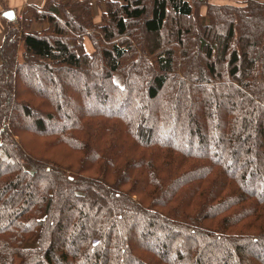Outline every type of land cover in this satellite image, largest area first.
Wrapping results in <instances>:
<instances>
[{"label":"trees","instance_id":"trees-1","mask_svg":"<svg viewBox=\"0 0 264 264\" xmlns=\"http://www.w3.org/2000/svg\"><path fill=\"white\" fill-rule=\"evenodd\" d=\"M0 264H264V1L104 0L95 22L44 0L10 22Z\"/></svg>","mask_w":264,"mask_h":264},{"label":"crops","instance_id":"crops-1","mask_svg":"<svg viewBox=\"0 0 264 264\" xmlns=\"http://www.w3.org/2000/svg\"><path fill=\"white\" fill-rule=\"evenodd\" d=\"M72 1H78V0H72ZM91 8L92 10L94 8H97L99 11L100 18H101V9L104 3V0H90ZM44 4V0H0V45L2 44V41L4 39V36L8 30L9 23L12 22V20H8L5 17L2 16L3 12L6 10H13L15 12V17L19 20L22 19L24 11H26L27 7L30 5L36 6V7H42ZM93 15V13H92ZM93 20L97 22L94 19ZM33 28L36 30H40L39 27L45 28L47 27V22H40V23H34Z\"/></svg>","mask_w":264,"mask_h":264},{"label":"rangeland","instance_id":"rangeland-1","mask_svg":"<svg viewBox=\"0 0 264 264\" xmlns=\"http://www.w3.org/2000/svg\"><path fill=\"white\" fill-rule=\"evenodd\" d=\"M208 1H210L211 3H215V4L238 5V4L242 3L244 0H208ZM205 11H206V6L201 5L199 8V12L203 15V14H205ZM92 13H93L94 19L97 22H99L100 21V15H98L99 14L98 9L94 8L92 10ZM36 23L38 24L40 22H36ZM39 29L41 30L43 28L39 27ZM88 48H89L88 50L91 51V46L89 44H88ZM113 77L117 83H119V84L122 83V76L119 73H115ZM70 104H72V103H70ZM110 110H114L115 112H118L120 114H125L123 109H121L119 106L118 107H112V108H110ZM22 142H23V145L25 146L26 150L29 153H31L32 155H34L36 157H41V156L45 155L44 150L42 149V143L37 138L31 137V136H26L22 139Z\"/></svg>","mask_w":264,"mask_h":264},{"label":"water","instance_id":"water-1","mask_svg":"<svg viewBox=\"0 0 264 264\" xmlns=\"http://www.w3.org/2000/svg\"><path fill=\"white\" fill-rule=\"evenodd\" d=\"M6 13H11L12 14V18L9 19L8 16L6 15ZM2 16L5 17L6 19L12 20V21H14L16 19L15 12L13 10H6L5 12H3Z\"/></svg>","mask_w":264,"mask_h":264},{"label":"snow or ice","instance_id":"snow-or-ice-1","mask_svg":"<svg viewBox=\"0 0 264 264\" xmlns=\"http://www.w3.org/2000/svg\"><path fill=\"white\" fill-rule=\"evenodd\" d=\"M6 15L8 16L9 19L12 18V14L11 13H6Z\"/></svg>","mask_w":264,"mask_h":264}]
</instances>
